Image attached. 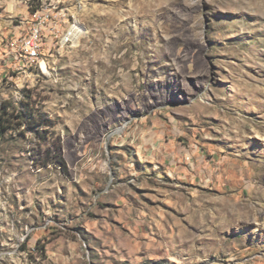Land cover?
I'll return each mask as SVG.
<instances>
[{
	"label": "rangeland",
	"instance_id": "rangeland-1",
	"mask_svg": "<svg viewBox=\"0 0 264 264\" xmlns=\"http://www.w3.org/2000/svg\"><path fill=\"white\" fill-rule=\"evenodd\" d=\"M27 2L85 32L0 54V264H264V0Z\"/></svg>",
	"mask_w": 264,
	"mask_h": 264
},
{
	"label": "built area",
	"instance_id": "built-area-1",
	"mask_svg": "<svg viewBox=\"0 0 264 264\" xmlns=\"http://www.w3.org/2000/svg\"><path fill=\"white\" fill-rule=\"evenodd\" d=\"M28 1V0H26ZM32 2V1H31ZM62 16L51 8H47L45 13L31 14L28 20V25L25 30L21 31L18 35L14 36L10 40V50L16 52L18 50H13L14 40L22 41V49L27 50L29 46H36V50H39L40 57L45 45H49V41L53 44H59L60 47L67 46V41H69V36L73 32H68L65 29V38L57 39L55 38V30L61 29L62 27ZM32 21H39V28H32ZM63 29V28H62ZM32 31H39V39H32ZM30 61L29 58H27Z\"/></svg>",
	"mask_w": 264,
	"mask_h": 264
},
{
	"label": "crops",
	"instance_id": "crops-1",
	"mask_svg": "<svg viewBox=\"0 0 264 264\" xmlns=\"http://www.w3.org/2000/svg\"><path fill=\"white\" fill-rule=\"evenodd\" d=\"M22 2L25 5L21 6ZM26 0H0V54L10 56L5 65H11L16 62V52L10 50V40L18 35L21 31L25 30L30 19V11ZM19 19V20H18ZM19 21L18 23L16 21ZM13 50L16 47L13 45ZM16 53V54H14ZM13 59V60H12Z\"/></svg>",
	"mask_w": 264,
	"mask_h": 264
},
{
	"label": "bare ground",
	"instance_id": "bare-ground-1",
	"mask_svg": "<svg viewBox=\"0 0 264 264\" xmlns=\"http://www.w3.org/2000/svg\"><path fill=\"white\" fill-rule=\"evenodd\" d=\"M31 7L33 5L31 4ZM47 6L44 4L37 5L35 8V12L33 14H39V13H45L47 10ZM65 16V14H63ZM65 19V18H64ZM69 20V19H68ZM69 22V21H68ZM75 24L71 25L70 27L67 28L68 32H73L72 35L69 36V41H67V45L71 44L72 42H77L78 39L82 36V34L85 32L79 25V23L74 22ZM32 28H39V21H32ZM55 38L57 39H64L65 38V29H56L55 30ZM32 39H39V31H32ZM22 48V41L21 40H16L15 44H17ZM60 47L59 44H56ZM26 53V56L32 60L36 61L40 57V52L39 50H36V46H29V49L24 50ZM41 70L45 73L49 72L46 64L42 62L41 64Z\"/></svg>",
	"mask_w": 264,
	"mask_h": 264
}]
</instances>
